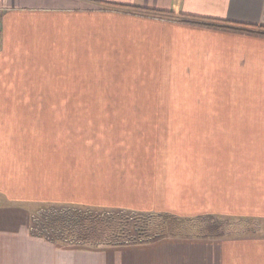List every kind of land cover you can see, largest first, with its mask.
Here are the masks:
<instances>
[{
	"label": "crops",
	"instance_id": "0c3cea01",
	"mask_svg": "<svg viewBox=\"0 0 264 264\" xmlns=\"http://www.w3.org/2000/svg\"><path fill=\"white\" fill-rule=\"evenodd\" d=\"M181 14L264 25V0H0V264H264V232L251 229L79 248L29 227L34 208L49 203L264 221V36ZM98 69L212 94L220 114L122 116L82 128L29 110L99 106L29 100L36 79L73 83ZM160 102L139 106L168 105ZM81 133L112 136L80 146Z\"/></svg>",
	"mask_w": 264,
	"mask_h": 264
},
{
	"label": "rangeland",
	"instance_id": "374dc122",
	"mask_svg": "<svg viewBox=\"0 0 264 264\" xmlns=\"http://www.w3.org/2000/svg\"><path fill=\"white\" fill-rule=\"evenodd\" d=\"M97 75H84L79 77L67 78L68 80H73V83L67 82H55L52 77V81L45 77L36 79L37 81L29 85V100H47V101H61V100H91L95 101L99 106L86 107V108H35L29 110H39L47 113L48 115H65L66 118H60L61 121L71 123V125L76 124L84 128V126H95L102 127L108 125L107 123H116L119 117L122 116H134V115H205V114H220L217 113L216 109L220 110V105L222 100L217 99L212 94L209 93H194L187 92L185 90H174L172 83L168 84L165 82L158 83L155 77H132L124 76L120 72L117 76H106L102 75L101 71H106V69H98ZM85 69L82 70V73ZM94 74V73H93ZM169 78V77H165ZM182 78V77H176ZM83 81L77 83L74 81ZM158 83V84H157ZM213 83V82H212ZM164 84V85H162ZM169 85V86H168ZM183 88L182 86H179ZM206 95V96H205ZM214 95V93H213ZM164 100L166 107H140V103L155 104L160 105V101ZM130 101L131 103H136L133 106H119ZM135 101V102H133ZM129 102V103H130ZM107 103V104H105ZM115 103V104H114ZM109 105H117V107H110ZM36 115V114H35ZM53 121V120H51ZM106 123V124H105ZM68 136V135H67ZM112 135L91 133V134H80L78 137V143L80 146H88L85 140L94 141L89 142L92 146H104L100 142L104 143L107 138ZM48 139L45 140V142ZM57 135L50 133V138L48 143L51 148L58 147ZM49 213L45 209L44 204L38 205L34 208L30 215V219H35L37 222L42 218L43 215ZM131 216L138 217L137 212L127 211ZM157 213L151 212L153 216L145 217L147 219V224L150 225V231L144 236L140 237L142 239H155L159 235L170 234L179 236H196V235H217L218 232H222L221 235L226 237H231L238 234H251L248 229L253 230L256 233L264 232V221L256 219H237V218H225L220 217L217 220H211L209 217L193 218V219H181L174 218L172 223L165 227V232L161 227L157 225L161 223V218H159ZM176 215V214H175ZM175 217V216H174ZM215 221L220 222L221 228L214 230L213 223ZM171 222V220H170ZM164 233H159V232ZM159 234V235H158ZM120 237V236H118ZM122 237V238H121ZM120 241H124L126 244L129 242L127 240H132L129 236H121ZM139 238V241H141ZM133 239L132 241L134 242ZM145 240V239H144ZM137 241V240H136ZM106 246V245H104Z\"/></svg>",
	"mask_w": 264,
	"mask_h": 264
},
{
	"label": "trees",
	"instance_id": "16d2710c",
	"mask_svg": "<svg viewBox=\"0 0 264 264\" xmlns=\"http://www.w3.org/2000/svg\"><path fill=\"white\" fill-rule=\"evenodd\" d=\"M110 6H119L131 10L151 12L154 14H164L172 16V11L153 10L147 7H138L134 5H120L111 2H104ZM180 20L189 24L224 28L228 30H235L241 33L257 34L264 36V25H248L244 23L232 22L227 20H220L215 18H208L203 16L181 14ZM1 30V29H0ZM49 213L42 216L37 222L34 218L30 219L29 227L33 235L43 237L49 241L57 243L66 247H100L104 245H125L121 236H129L132 240L127 244H142L158 240L166 235H159L155 239L140 238L150 231V225L147 224L145 217L153 216L151 213L137 212L138 217L131 216L130 210L123 208H103L96 206H83L76 204H55L49 203L44 205ZM161 218V223L157 226L161 227L165 232V227L172 223V219H193V218H207L217 220L220 216L216 215H199L196 217L179 216L172 213L160 212L155 214ZM175 216V217H174ZM228 218V217H225ZM171 220V222H170ZM214 230L221 228V223L215 221L213 223ZM216 228V229H215ZM164 232H159L164 233ZM218 232L217 235H221ZM120 236V237H118ZM169 236L177 237L179 235L170 234ZM202 236V235H201ZM205 236H208L205 234ZM125 237V238H126ZM183 237V236H180ZM184 237H187L186 235ZM122 238V237H121ZM139 238L141 241H139Z\"/></svg>",
	"mask_w": 264,
	"mask_h": 264
},
{
	"label": "built area",
	"instance_id": "2783aa9c",
	"mask_svg": "<svg viewBox=\"0 0 264 264\" xmlns=\"http://www.w3.org/2000/svg\"><path fill=\"white\" fill-rule=\"evenodd\" d=\"M1 27H2V23H1V16H0V29H1Z\"/></svg>",
	"mask_w": 264,
	"mask_h": 264
}]
</instances>
